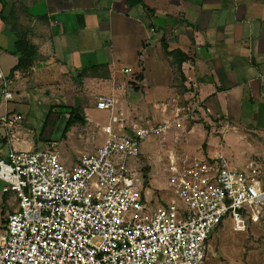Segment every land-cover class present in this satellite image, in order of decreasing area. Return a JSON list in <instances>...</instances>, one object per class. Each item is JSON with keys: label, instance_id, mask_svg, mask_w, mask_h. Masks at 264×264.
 <instances>
[{"label": "built area", "instance_id": "built-area-1", "mask_svg": "<svg viewBox=\"0 0 264 264\" xmlns=\"http://www.w3.org/2000/svg\"><path fill=\"white\" fill-rule=\"evenodd\" d=\"M0 79L8 101L13 94L1 70ZM114 105L113 98L99 97V108ZM193 111L178 106L156 124L106 125L105 144L76 157L63 155L55 144L11 149L0 158V180L19 206L0 234V264H204L210 237L225 217L237 232L260 223L264 158L232 168L221 151L198 157L168 149L165 166L175 198L157 205L114 161L116 154L139 155L149 136L185 131ZM20 119L6 112L1 121L12 126Z\"/></svg>", "mask_w": 264, "mask_h": 264}, {"label": "crops", "instance_id": "crops-1", "mask_svg": "<svg viewBox=\"0 0 264 264\" xmlns=\"http://www.w3.org/2000/svg\"><path fill=\"white\" fill-rule=\"evenodd\" d=\"M143 2L0 0V70L17 89L32 82L54 91L64 83L88 91L111 82L112 95L107 97L113 99L117 90L131 99L148 91L158 108L138 107L128 117L124 111L122 119L128 126L143 121L151 124L152 117L159 122L171 118L174 109L164 113L163 105L175 106L180 101L192 107L195 115L180 133L185 143L180 147L188 152V135L196 131L199 120L211 118L219 123L226 116L231 122L245 117L252 130L264 132V0ZM14 23L37 46L39 55L29 69L13 72L19 61ZM162 38L170 50L187 54L182 63L184 80L166 56ZM93 67L98 68L92 71ZM83 70L89 74L80 77ZM140 73L142 80L138 79ZM2 82L0 79V105ZM130 88L140 95H130ZM77 97L88 95L79 93ZM81 103L83 106L87 101L82 99ZM27 147L16 142L10 150ZM217 152L203 145L192 154L203 157ZM2 187L0 180V216L7 219L17 209L13 205L17 199Z\"/></svg>", "mask_w": 264, "mask_h": 264}, {"label": "rangeland", "instance_id": "rangeland-1", "mask_svg": "<svg viewBox=\"0 0 264 264\" xmlns=\"http://www.w3.org/2000/svg\"><path fill=\"white\" fill-rule=\"evenodd\" d=\"M49 77L51 76L48 74L45 76L47 79ZM61 85V89L54 91L53 88H44V85L36 86L31 82L28 86L24 82V88L17 89L13 81L11 86L8 82V89L13 96L6 105L4 94L1 92L3 99L0 105V157L8 154L11 143L14 145L16 142L26 144V147L30 145L31 147L26 149L32 151L45 149L55 144L63 155L69 157H76L85 152L92 153L104 145L108 139V134L104 130L105 126L112 125L114 129L118 128L121 120H124L122 119L124 111L128 117L138 107L155 108L152 94L148 91L140 98L131 99L117 90L114 92V108L102 109L98 107L99 94L111 96V82L88 91L73 87V84ZM85 92L88 98L82 99L87 103L82 106V99L77 97V94ZM48 93L54 96L49 97ZM57 97L61 100L56 101ZM181 103L178 101L175 106L163 105L162 112L167 113L173 109L175 111L178 106H187ZM69 106L78 107L89 120H83L75 114L70 128L65 132L66 122L71 116ZM6 108L10 114L22 115L20 120L8 127H5L4 122L1 121L6 114ZM172 114L174 115V112H171V117ZM62 117L64 122L61 129H58ZM225 118L219 123L211 118L207 122L199 120L196 123V131L188 135L189 152L195 154L199 147L208 145L210 151H221L232 168H245L250 162L264 158V132L252 130V123L245 117L242 121L232 122L229 121L228 116ZM151 119V124L159 123V120L153 117ZM139 124L148 125L149 123L143 121ZM182 132L183 130L173 129L165 137L163 135L147 137L140 143L139 155L122 157L116 154L114 156L118 166L125 165L128 174L136 180L139 190L145 196L152 198L156 205L175 198L168 182L165 157L168 149L184 147L185 143L181 141L180 134ZM11 195L16 196L14 192H11ZM13 205L18 208V200ZM6 223V217L0 216V234L4 233ZM204 264H264V217L260 223H248L244 232L235 231L232 220L225 217L210 237Z\"/></svg>", "mask_w": 264, "mask_h": 264}, {"label": "trees", "instance_id": "trees-1", "mask_svg": "<svg viewBox=\"0 0 264 264\" xmlns=\"http://www.w3.org/2000/svg\"><path fill=\"white\" fill-rule=\"evenodd\" d=\"M132 4H143V0H131ZM13 29L16 32L17 35V51H18V57L19 61L17 65L13 68V72L17 70H23V69H29L33 66L35 61L38 58V48L37 46L33 45L27 38L25 33L22 32V30L16 26V23L13 24ZM162 47L167 57L170 58L171 64L174 66L176 73L178 74L179 79L184 80V73L182 70V63L187 60L188 56L186 53H184L180 49H174L170 50L168 42L165 38H162ZM98 67H93L91 70L94 71ZM90 70V69H89ZM89 70H83L79 76L83 77L89 74ZM144 75L143 73L138 74V79H143ZM70 107V106H69ZM69 113L71 114L70 118L67 120L65 125V132L68 131V129L71 126L72 118L75 114H78L83 120H86V116L83 112L80 111L78 107H70Z\"/></svg>", "mask_w": 264, "mask_h": 264}, {"label": "water", "instance_id": "water-1", "mask_svg": "<svg viewBox=\"0 0 264 264\" xmlns=\"http://www.w3.org/2000/svg\"><path fill=\"white\" fill-rule=\"evenodd\" d=\"M128 93L130 95H133V96H136V95H140V92H136L134 88H130L128 90ZM63 122H64V117H62L59 121V125H58V129H61L62 125H63Z\"/></svg>", "mask_w": 264, "mask_h": 264}]
</instances>
